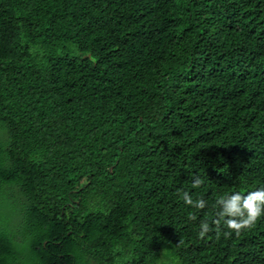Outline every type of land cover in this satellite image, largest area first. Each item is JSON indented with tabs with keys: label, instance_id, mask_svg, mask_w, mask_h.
<instances>
[{
	"label": "trees",
	"instance_id": "trees-1",
	"mask_svg": "<svg viewBox=\"0 0 264 264\" xmlns=\"http://www.w3.org/2000/svg\"><path fill=\"white\" fill-rule=\"evenodd\" d=\"M255 191L264 0H0V264H264Z\"/></svg>",
	"mask_w": 264,
	"mask_h": 264
},
{
	"label": "clouds",
	"instance_id": "clouds-1",
	"mask_svg": "<svg viewBox=\"0 0 264 264\" xmlns=\"http://www.w3.org/2000/svg\"><path fill=\"white\" fill-rule=\"evenodd\" d=\"M257 201H264V191H255L252 192L250 197L245 200L244 208L248 212V218L242 223H237L235 220H230L227 223V227L233 229L239 234L241 229L251 227L264 213V210L257 204ZM233 208L236 207L235 203L232 205ZM207 226L205 225V228ZM201 237L204 236V233H200Z\"/></svg>",
	"mask_w": 264,
	"mask_h": 264
},
{
	"label": "rangeland",
	"instance_id": "rangeland-1",
	"mask_svg": "<svg viewBox=\"0 0 264 264\" xmlns=\"http://www.w3.org/2000/svg\"><path fill=\"white\" fill-rule=\"evenodd\" d=\"M78 55L77 56H82V53H77Z\"/></svg>",
	"mask_w": 264,
	"mask_h": 264
}]
</instances>
